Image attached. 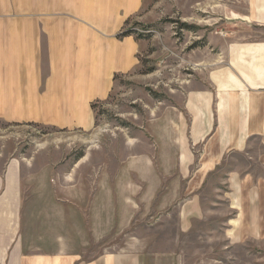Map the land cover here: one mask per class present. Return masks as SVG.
<instances>
[{
    "label": "crops",
    "instance_id": "obj_1",
    "mask_svg": "<svg viewBox=\"0 0 264 264\" xmlns=\"http://www.w3.org/2000/svg\"><path fill=\"white\" fill-rule=\"evenodd\" d=\"M236 1L243 26L264 28V0ZM144 6V0H0V116L92 130L95 106L141 66L143 43L123 33ZM220 47L178 91L177 103L163 109L161 131L152 133L163 146V164L153 153L141 156L129 164L137 176L129 180L130 199L107 200L103 185L81 209L98 228L111 212L119 220L117 202L155 198L176 202L181 218L200 219L203 188L217 178L216 199L243 218L247 213L246 227L254 230L246 233L264 234V39H226ZM25 201L20 164L11 163L0 175V264H145L130 249L87 255L93 248L75 245L80 236L67 210L65 229L31 238Z\"/></svg>",
    "mask_w": 264,
    "mask_h": 264
},
{
    "label": "rangeland",
    "instance_id": "obj_2",
    "mask_svg": "<svg viewBox=\"0 0 264 264\" xmlns=\"http://www.w3.org/2000/svg\"><path fill=\"white\" fill-rule=\"evenodd\" d=\"M226 2L231 1L144 0L127 28L143 43L141 66L120 77L109 99L95 106L92 130L0 116V175L9 164H20L31 238L65 229L69 214L80 236L75 245L84 249L90 243L89 256L130 249L141 253L145 264H264V234L246 233L247 213L243 218L216 199L217 178L203 188L200 219L191 213L181 218L176 202L156 198L117 202L119 220L113 221L111 212L103 228L81 212L103 185L107 200L119 194L130 199L129 180L137 176L130 175L129 164L141 156L153 153L163 164V146L152 133L161 131L163 109L177 103L178 91L209 55L217 57L226 39H264V28L243 26L234 15L239 2ZM50 206L53 213L43 215Z\"/></svg>",
    "mask_w": 264,
    "mask_h": 264
},
{
    "label": "trees",
    "instance_id": "obj_3",
    "mask_svg": "<svg viewBox=\"0 0 264 264\" xmlns=\"http://www.w3.org/2000/svg\"><path fill=\"white\" fill-rule=\"evenodd\" d=\"M132 34H133V32L128 30V31L123 33V36H128V35H132Z\"/></svg>",
    "mask_w": 264,
    "mask_h": 264
}]
</instances>
